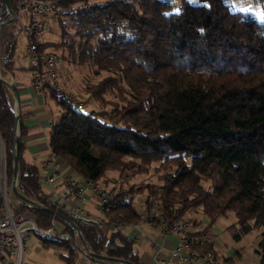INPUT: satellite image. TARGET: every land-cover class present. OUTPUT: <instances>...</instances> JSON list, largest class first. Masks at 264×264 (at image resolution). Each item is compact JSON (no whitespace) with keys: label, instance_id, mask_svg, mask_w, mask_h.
<instances>
[{"label":"trees","instance_id":"16d2710c","mask_svg":"<svg viewBox=\"0 0 264 264\" xmlns=\"http://www.w3.org/2000/svg\"><path fill=\"white\" fill-rule=\"evenodd\" d=\"M5 1L13 12L16 2L0 0V139L7 185L16 157V185L25 199L20 209L47 227L54 206L38 168L22 157L24 129L3 77L18 68L21 34L16 21L4 22ZM255 2L259 18L253 11L232 10L228 0H177L176 9L173 0L54 2L50 13L58 39L39 43L38 52L59 53L60 67L84 71L79 79L63 75L61 84L85 96L89 109H77L44 80L41 90L63 111L51 127L49 147L84 181L106 183L110 172L117 175L103 221L139 219L126 196L141 191L144 203L158 202L167 220L183 217L195 224L188 212L200 211L210 226L231 212L228 229L235 240L261 228L255 252L264 264V0ZM31 70L42 68L32 63ZM63 207L56 210L58 225L71 233V242L42 245L60 248L63 264H77L81 258L70 246L76 237ZM76 224L90 259L142 264L132 239L121 231ZM106 242L116 250L105 253ZM195 250L199 257L209 251L219 264H231L213 244L200 243Z\"/></svg>","mask_w":264,"mask_h":264},{"label":"built area","instance_id":"2783aa9c","mask_svg":"<svg viewBox=\"0 0 264 264\" xmlns=\"http://www.w3.org/2000/svg\"><path fill=\"white\" fill-rule=\"evenodd\" d=\"M58 0H15L16 11L13 15L6 14V20L16 21L20 28V33L26 41V52L31 57V62L40 65L42 71H35L32 79V87L40 90L43 81L50 82L52 89L55 92L62 94L63 98L75 106L77 109L83 108V103L79 98L73 97L67 91H64L60 86L58 78V62L59 56L54 52H38V45L43 35L48 31V23L45 17L53 8L54 2ZM1 77V73H0ZM7 80L8 85H12L10 79ZM17 117V115H16ZM18 118V117H17ZM15 135L18 136V125L15 126ZM43 181L50 186V191L47 194V199L54 206L52 217L50 218L47 227H41L36 223V216L27 209H20L23 200L16 195L20 194L16 182L17 175L12 179L11 187L7 185L5 156L4 149L0 139V264H22L23 256L26 250V242L34 233L42 242L44 240L61 241L70 243L72 235L68 231H63L58 225V214L56 210L63 207L69 217L64 219L69 221L82 222L87 225H93L101 228L105 232L122 231L125 225L133 222L122 223H106L102 219L105 204L108 202L110 190L117 187L118 179L111 180L108 186H103L100 181L86 180L83 185H79L77 181L68 179L59 172L57 157L52 153L44 164ZM60 181V182H58ZM86 189L93 191L97 197L96 211L98 216L92 217L88 215L79 206L75 205L67 208V203L70 199L83 202L86 199ZM9 190L15 196L14 199L9 198ZM127 199H131L132 195L128 194ZM77 216H88L96 219V224L87 221L76 220ZM139 219L146 225H151L155 221L162 224L163 232L166 234L176 233L179 237V242L170 250V254L176 259H182L186 264H192L199 253L195 248L200 244H213L216 237V232L213 228L208 227L204 230L193 233V224L187 218H176L167 220L161 215V206L155 200L151 206L145 204L142 212L139 214ZM76 237L75 244H70L72 250L81 258V264H103L99 260L89 258V250L82 243V234L79 230L77 233L73 229ZM115 251L116 247L113 244L105 243L103 251ZM202 264H219L214 256L209 251H205L201 257ZM123 262V261H122ZM158 262L165 263L163 258H158Z\"/></svg>","mask_w":264,"mask_h":264},{"label":"crops","instance_id":"0c3cea01","mask_svg":"<svg viewBox=\"0 0 264 264\" xmlns=\"http://www.w3.org/2000/svg\"><path fill=\"white\" fill-rule=\"evenodd\" d=\"M21 35L22 34L19 35V38ZM22 39H24V37ZM24 42L25 46L21 49L19 58L16 54L15 64L18 68L12 73L6 72L3 77L5 81H7L9 80L10 76L12 83L16 86L18 91L17 97L15 93L10 90V97L12 110L14 114L19 117V122L22 123L24 129L23 136L21 137V141L23 143L22 155L25 154L29 159L27 162L35 165L37 168L39 166V179L41 181L42 187L48 188V191H45L46 194H48L50 191V186L42 179L44 176V164L47 158H49V156L52 154V151L49 147L51 127L54 123L59 121L63 111L56 103L55 98L51 96L47 90H37L32 87L34 71L31 70L32 62L30 55L26 52L25 39ZM42 42L43 41L40 40V43ZM57 163L60 173H62L68 179L77 181L79 185H83L84 180L79 175H77L62 159L57 157ZM75 175L81 179L75 178ZM114 179H117V177H111V175H109V181ZM85 193V201L80 202L71 198L70 202H68L66 206L67 208H71L72 206L77 205L88 215L97 217V197L95 193L89 189H86ZM144 206L145 203L143 201L141 203V211H138L139 214L142 212ZM195 226L196 223L193 224L192 227L193 233L200 232L206 227H211V225H206L203 227ZM112 232L113 231L110 230L108 233ZM121 233L132 239L134 249L136 250L139 260L142 262V264H161L158 262V258H163L165 260L164 264H186L184 260L176 259L170 254V250L179 242L180 236L176 233H164L162 224L159 221H155L151 225H146L140 219H137L132 224L125 225ZM216 238L214 239L213 247L216 249L217 255L222 259L226 258L227 256H231V253L228 254L221 251ZM38 244L40 247H43L40 240ZM30 247H34V245L32 244ZM27 248L28 245L26 244V249ZM234 254L240 255L238 251H234ZM192 264H202L201 257H197V259Z\"/></svg>","mask_w":264,"mask_h":264},{"label":"rangeland","instance_id":"374dc122","mask_svg":"<svg viewBox=\"0 0 264 264\" xmlns=\"http://www.w3.org/2000/svg\"><path fill=\"white\" fill-rule=\"evenodd\" d=\"M173 1H174V9H176L175 6L177 7V4H176L177 0H173ZM228 1L230 4V8L232 10L253 11L255 12V15L258 18L261 16L259 12L260 5L258 2H255V0H252L253 2L251 0H243V1L228 0ZM45 21L48 23L49 28H48V31L43 35L41 40L43 42L56 41L58 39V26H57L56 21H54V19L52 18L51 13L45 17ZM22 36L23 35H21L19 38V44L17 46V51H16L18 58L20 56L19 53L21 49L25 46L24 45L25 38L22 39L23 38ZM58 56H59V53H58ZM60 66H61V63L58 62V71L60 75V77L58 78L60 80V86L62 87L64 91H67L68 93L73 95V97L79 98V100H81L83 103L85 96H82L78 91L71 88L70 86L63 87L61 84V81L64 80L63 78L64 76L67 77L68 75H71L72 79L73 78L79 79L81 75L82 77H84L83 76L84 71L79 72L77 70V72H74L73 68L71 67L67 66L63 68ZM78 75H79V78H78ZM89 78H91V80L93 81L95 80V78L91 75L89 76ZM74 82H75V79L73 80V83ZM83 107H85L86 110L89 109L88 104L86 105L83 103ZM22 157L24 158L25 161H29V159L26 157L25 154L22 155ZM38 170L40 171L39 166H38ZM109 175H111V177H117V175L114 174L113 172H110ZM75 178L81 179L80 177H77V175H75ZM136 179H138V177ZM109 183L110 181L108 183L102 182V185L109 187L111 185ZM43 190L48 191V188L43 187ZM145 197H146V192L141 191V192L134 193L133 197L131 198L133 205L139 212L141 211V203L145 200ZM188 215L196 219L195 227L197 226L203 227L210 223L208 217L203 215L200 211H189ZM233 221H234V215L230 212L227 215H222V216L217 217L216 220H214L211 223V227L216 232L217 238L216 237L215 238L217 242L219 243L221 251L228 253V254L231 253V256H230L231 264H258L259 257L257 253L255 252V248L257 247V242L260 236L261 228H255L251 232L242 235L239 240H235L232 237V234L228 229V226ZM38 243H39V239L36 237L34 233H32L26 242V244L28 245V248L26 249L24 253L22 264H63V259L59 255V252L61 251L60 248L57 249L53 247L52 245L40 247ZM32 244L34 245V247H30ZM231 248H233L234 251H238L240 255H237V254L235 255L233 249ZM77 264H81V262H79L78 260Z\"/></svg>","mask_w":264,"mask_h":264},{"label":"water","instance_id":"95a60500","mask_svg":"<svg viewBox=\"0 0 264 264\" xmlns=\"http://www.w3.org/2000/svg\"><path fill=\"white\" fill-rule=\"evenodd\" d=\"M6 2V6H7V11H8V13H10L11 15H13L14 14V12L12 11V9L10 8V6H9V4H8V2L7 1H5ZM12 21V19L11 20H4V22L6 23V22H11ZM6 82V81H5ZM7 83V82H6ZM8 85V84H7ZM8 87L15 93V95L18 97V91H17V89H16V86L14 85V84H12V85H8ZM18 145H19V143H18V139L16 138L15 139V149L17 150L18 149ZM17 173V158L15 157V159H14V162H13V178H15L16 177V174ZM16 195H18L22 200H25L24 199V197L21 195V194H18V193H16ZM76 220H82V221H87V222H89V223H92V224H96V219L95 218H92V217H88V216H77L76 217ZM69 224H70V226L77 232V233H79V229H78V226H77V224H76V222L75 221H69ZM82 243H83V240H82Z\"/></svg>","mask_w":264,"mask_h":264}]
</instances>
